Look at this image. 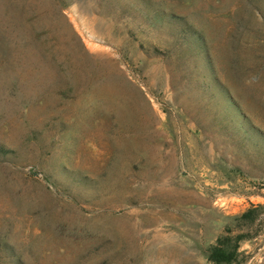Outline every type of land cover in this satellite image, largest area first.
<instances>
[{"label":"rangeland","instance_id":"obj_1","mask_svg":"<svg viewBox=\"0 0 264 264\" xmlns=\"http://www.w3.org/2000/svg\"><path fill=\"white\" fill-rule=\"evenodd\" d=\"M0 148V264H264V0H0Z\"/></svg>","mask_w":264,"mask_h":264},{"label":"trees","instance_id":"obj_2","mask_svg":"<svg viewBox=\"0 0 264 264\" xmlns=\"http://www.w3.org/2000/svg\"><path fill=\"white\" fill-rule=\"evenodd\" d=\"M2 149L0 148V153H2ZM220 242V241H219ZM235 250L232 252H225L221 247L216 246L211 249L209 252V259L215 263H222L231 261L234 257Z\"/></svg>","mask_w":264,"mask_h":264}]
</instances>
